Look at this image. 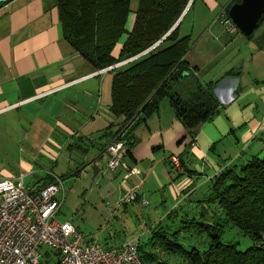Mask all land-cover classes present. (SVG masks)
Listing matches in <instances>:
<instances>
[{
	"label": "crops",
	"instance_id": "0c3cea01",
	"mask_svg": "<svg viewBox=\"0 0 264 264\" xmlns=\"http://www.w3.org/2000/svg\"><path fill=\"white\" fill-rule=\"evenodd\" d=\"M54 2L8 0L0 4V178L21 177L26 188L49 183L55 174L50 175L43 163L55 164L60 151L72 146L84 154L90 152L82 146H91L95 169L102 171L108 159L104 149L111 140L108 128L121 120L110 111L113 72L95 71L64 40ZM195 3L199 15L182 29L183 19L178 32V38L189 36L190 41L184 56L187 73L176 81L175 90L182 99H189L193 92L199 93L197 86L210 88L218 106L217 113L199 126L196 145L185 156L190 173L177 176L168 167L170 156L184 154L189 138L163 100L146 123L130 126L134 144L125 160L140 174L125 184L120 182L121 171L108 175L119 181L117 202L137 185L142 198L148 200L147 206L155 202L157 207L148 212L149 218L171 202L169 213L161 215L168 217L181 203L192 205L199 195L197 207L208 209L204 202L211 178L229 165L264 156V46L259 48L256 43L264 30L255 41L239 33L230 36L217 19L225 7L219 0ZM136 8L130 9L126 33L112 51L114 59L133 28ZM169 45L159 43L154 51ZM138 57L114 68L122 70ZM24 122L27 125L22 129ZM39 172L43 177L33 180ZM128 206L142 214L137 205L120 208L126 213ZM160 220L146 229L149 237L140 245L149 243Z\"/></svg>",
	"mask_w": 264,
	"mask_h": 264
},
{
	"label": "trees",
	"instance_id": "16d2710c",
	"mask_svg": "<svg viewBox=\"0 0 264 264\" xmlns=\"http://www.w3.org/2000/svg\"><path fill=\"white\" fill-rule=\"evenodd\" d=\"M189 1L138 0L133 28L127 33L117 59L112 57V51L120 37L126 33L125 25L131 12L130 0H55L54 3L64 40L95 71H101L153 46L173 27ZM240 1L231 0L223 8L224 12L228 14L230 6ZM195 2L192 0L188 10ZM182 20L161 42L170 43L169 46L156 52L155 48L150 50L122 70H110L113 72L110 111L115 117H120L121 122L108 128L111 139L117 132H124L126 152L129 153L134 144L130 138L133 131L130 126L146 123L158 112L160 103L167 100L189 138L184 154L177 156L180 173L168 162L169 169L177 173V176L190 173L185 156L190 153L191 141L195 140L199 126L217 113L218 106L210 88L205 90L197 86L199 93L193 92L189 99H182L175 90L176 81L184 78L183 73H187L184 56L189 50L190 37L178 38ZM263 21L264 13L253 33L246 36L247 39L253 37ZM263 46L264 41L258 45L259 48ZM115 126L118 127L116 132L113 131ZM205 201L214 204L223 217H219L213 224L192 220V223L201 227L199 232L208 238L207 247L203 251L196 248L186 250L168 237L167 230L162 231L157 225L149 243L144 246L139 244L142 261L145 264H170L158 257L154 250H159L163 254L178 255L187 264H264V156L254 155L244 163L223 168L211 178ZM212 216L217 217V213L213 212ZM229 225L251 237L258 246L238 251L235 244L223 243L221 228ZM177 233H173L174 237Z\"/></svg>",
	"mask_w": 264,
	"mask_h": 264
},
{
	"label": "rangeland",
	"instance_id": "374dc122",
	"mask_svg": "<svg viewBox=\"0 0 264 264\" xmlns=\"http://www.w3.org/2000/svg\"><path fill=\"white\" fill-rule=\"evenodd\" d=\"M230 1L219 0V3H222L224 7ZM137 3L138 0H130V9L132 10L134 5L137 6ZM199 13L198 3H195L188 10L181 28L183 29L184 25L188 24L189 21L191 22L193 19H196ZM205 15L203 14V16ZM263 30L264 21L254 32L251 39H247L240 31L238 33L244 36L246 40L255 41L256 37ZM263 41L264 37L262 36L256 40V43L260 45ZM26 125L24 122L22 129H25ZM82 147L90 153L86 152L84 154L80 148L72 146L69 149L65 148L60 151L55 164L43 163L47 171L50 170V175L55 174L63 178L65 199L56 217L57 221L70 222L85 239L92 240L103 247L109 248L118 247L121 243L132 240L142 244L149 237L146 229H152L154 222L160 218L161 223L158 227L162 228V231L167 230L168 237L176 243L181 244L186 250L196 248L199 251H203L207 247L208 238L204 233L199 232L201 227L192 223V220L196 219V221L199 220L206 224L217 222L219 217L222 218L223 216L214 204L206 202L209 206L206 211L201 207H197V202L195 201L201 199L199 195L197 196L199 198L191 202L192 205L181 203L180 207L173 210L165 218H162L161 215L169 213L172 205L171 202L165 206L166 208H161L158 215L151 218L148 217V212L153 210L152 207H157L155 202L152 201L149 204L150 207L147 206L140 209L142 214L131 210L130 206H128V211L125 213L122 208H117L116 206V194L121 190L119 181L109 179V174L104 172V165L102 171L97 172L94 166L95 160H93L95 151H92L89 145ZM42 177L43 174L39 172L33 180L41 179ZM27 181L28 179L25 180V183ZM111 209H114L113 213H111ZM217 211V217L214 218L212 213ZM221 229V241L223 243L235 244L238 251H245L251 247L258 246V243L253 241L251 237L244 235L233 225L224 226ZM176 231L179 233L174 237L173 233ZM41 252L44 255L45 248H42ZM156 252L160 258L171 264H187L183 259L180 260L178 256H173L172 254L165 255L160 253L159 250ZM55 257L54 254H51L49 257H43L42 261L46 264H55Z\"/></svg>",
	"mask_w": 264,
	"mask_h": 264
},
{
	"label": "built area",
	"instance_id": "2783aa9c",
	"mask_svg": "<svg viewBox=\"0 0 264 264\" xmlns=\"http://www.w3.org/2000/svg\"><path fill=\"white\" fill-rule=\"evenodd\" d=\"M217 19L227 34L238 33L223 9ZM117 129L115 126L113 131ZM195 145L196 141H191V148ZM126 148L121 131L104 149L108 156L105 173L114 175L121 171L123 184L140 174L138 168L126 162ZM169 162L176 172L181 171L177 156H170ZM64 199L63 179L57 176L46 185L30 188L22 184L21 177L0 178V264H46L42 259L51 254L56 256L55 264H145L140 257L139 243L134 240L118 248H106L85 239L70 222L57 221ZM122 205L146 207L148 200L142 198L137 185L129 188L116 206ZM42 248H45L44 255Z\"/></svg>",
	"mask_w": 264,
	"mask_h": 264
},
{
	"label": "water",
	"instance_id": "95a60500",
	"mask_svg": "<svg viewBox=\"0 0 264 264\" xmlns=\"http://www.w3.org/2000/svg\"><path fill=\"white\" fill-rule=\"evenodd\" d=\"M8 0H0V4L4 3ZM192 0L189 1L186 8L184 9L183 13L179 17V19L176 21V23L173 25V27L153 46L142 52L141 54L135 56L140 57L150 50H152L156 45L161 43L180 23L182 18L185 16ZM264 13V0H241L239 3H234L230 6L228 10V17L231 19V21L234 23V25L237 27L238 31H240L244 36H250L253 31L255 30L259 20L261 19L262 15ZM116 65L106 68L104 70H110Z\"/></svg>",
	"mask_w": 264,
	"mask_h": 264
}]
</instances>
